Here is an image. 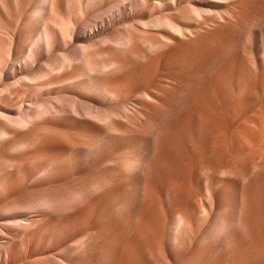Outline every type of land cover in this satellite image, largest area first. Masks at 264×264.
Returning a JSON list of instances; mask_svg holds the SVG:
<instances>
[{
  "label": "bare ground",
  "instance_id": "1",
  "mask_svg": "<svg viewBox=\"0 0 264 264\" xmlns=\"http://www.w3.org/2000/svg\"><path fill=\"white\" fill-rule=\"evenodd\" d=\"M140 2L148 0H130L127 6L118 2L82 21L71 16L68 6L67 14L61 15L64 7L60 0H0V264H140L133 249L125 248L134 229L124 215L139 192L126 199L108 192V176L71 175L82 172L77 163L87 166L111 137H123L120 126L132 127L139 136L143 125L135 120L142 114L168 116L169 108L176 110L183 97L177 101L168 90L156 95L144 91L133 105L106 108L79 98L87 99L91 92L108 98L106 81L120 74L123 67L112 60L118 51L129 54L131 60L138 53L144 57L152 54L156 71L160 67L156 55L175 40L155 36L158 40L152 42L148 30L129 21L119 36L107 32L108 58H99L100 39L87 47H75L67 57L60 55L80 37L93 39L95 33L123 22L122 12L127 9L131 15ZM186 9L199 13L204 8ZM14 15L20 18L17 23ZM192 19L193 15L183 20ZM2 20L15 22V28ZM191 23L178 31V26L160 17L150 20L147 27L155 34L165 32L173 37V32L193 33ZM53 54H57L55 59L39 63ZM186 63L184 54H178L165 65L168 72L178 74L174 87L180 90L186 89L190 75ZM14 100L21 101L11 106ZM51 121L54 126L49 125ZM67 121L93 125L100 128V134L92 138L91 146L82 145L77 137L58 129L68 125ZM22 151L30 159L14 157ZM67 167L72 171H65ZM57 175L69 177L61 182ZM239 188L246 194L238 189L230 198L232 204L216 202V212L205 220L203 229L181 214L172 225L160 226L156 235L139 232L134 249L144 251L148 264H264V201L248 198L256 189L250 193ZM159 206L157 201L156 209ZM166 231L176 241L165 240Z\"/></svg>",
  "mask_w": 264,
  "mask_h": 264
},
{
  "label": "rangeland",
  "instance_id": "2",
  "mask_svg": "<svg viewBox=\"0 0 264 264\" xmlns=\"http://www.w3.org/2000/svg\"><path fill=\"white\" fill-rule=\"evenodd\" d=\"M60 1L64 7L61 15L67 14L65 6H68L73 18L84 21L118 2L127 6L130 0ZM141 3L131 15L124 10L121 16L124 21L109 31L95 33L93 39L80 37L61 50L60 55L67 57L75 47H87L100 39L103 43L99 58H108L107 32L109 36H119L122 28L131 24L129 21L148 30L152 42H157L155 36L169 42L175 40L156 55L160 58L156 71L152 54L144 57L138 53L131 60L129 54L118 51L112 60L123 67L120 74L106 81L108 98L92 92L86 95L87 99L79 98L89 105L106 108L123 103L133 105L144 91L156 95L168 90L177 101L183 97L176 110L169 108L168 116L161 114L152 118L142 114L140 120H135L136 124L143 125L139 136L131 131L132 127L120 126L123 137H111L107 145L93 154L87 166L77 163L82 172L71 175L72 178L90 174L108 176L111 182L108 192L113 191L122 198L129 199L139 192L134 206L128 205L124 211L134 229L125 248L133 249V257L140 264H148L144 251L139 247L134 249L135 235L139 232L156 235L160 226L172 225L181 214L191 218L196 228L203 229L205 220L216 212V202L232 204L230 198L239 187L250 193L256 189L248 198L256 196L264 201V20H259L264 18V0ZM187 6L204 9L190 13ZM28 13L32 14L33 8ZM192 15V20H183ZM160 17L178 26V31L192 22L193 33L173 32V37L165 32L155 34L147 24ZM18 18L14 15L13 21L17 23ZM2 22L12 29L16 26L15 22ZM178 54H184L186 67L190 69L185 90L174 87L178 74L168 72L165 67ZM56 57L57 54L50 55L39 63L46 64ZM21 100H14L10 105L16 106ZM66 123L58 129L66 136L77 137L82 145L91 146L92 138L100 134V128L93 125ZM49 125L54 126L52 121ZM40 144L41 141L37 145ZM14 157L30 159L25 151L15 153ZM65 171H72V167ZM64 176L57 175L61 182L69 177ZM157 201L161 204L158 209ZM261 207L264 212V202ZM164 238L168 242L176 241L169 231ZM207 248L210 250V245Z\"/></svg>",
  "mask_w": 264,
  "mask_h": 264
}]
</instances>
